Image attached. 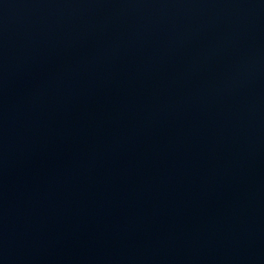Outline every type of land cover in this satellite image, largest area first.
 <instances>
[{
    "label": "water",
    "instance_id": "1",
    "mask_svg": "<svg viewBox=\"0 0 264 264\" xmlns=\"http://www.w3.org/2000/svg\"><path fill=\"white\" fill-rule=\"evenodd\" d=\"M0 264H264V0H0Z\"/></svg>",
    "mask_w": 264,
    "mask_h": 264
}]
</instances>
